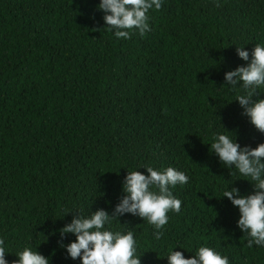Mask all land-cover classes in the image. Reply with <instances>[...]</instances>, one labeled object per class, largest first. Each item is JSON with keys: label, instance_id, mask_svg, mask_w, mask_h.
I'll return each instance as SVG.
<instances>
[{"label": "trees", "instance_id": "trees-1", "mask_svg": "<svg viewBox=\"0 0 264 264\" xmlns=\"http://www.w3.org/2000/svg\"><path fill=\"white\" fill-rule=\"evenodd\" d=\"M98 3L0 0V236L10 264L25 244L49 264H80L58 245L63 215L111 211L126 170L143 165L190 181L173 189L182 209L160 240L146 220H113L135 233L141 264L201 244L230 264H264V248L247 247L237 210L221 199L234 181L249 192L247 178L229 176L207 145L210 121L242 145L264 142L222 85L224 71L245 63L236 46L264 43V0H165L150 10L152 31L127 40L104 28Z\"/></svg>", "mask_w": 264, "mask_h": 264}, {"label": "clouds", "instance_id": "clouds-1", "mask_svg": "<svg viewBox=\"0 0 264 264\" xmlns=\"http://www.w3.org/2000/svg\"><path fill=\"white\" fill-rule=\"evenodd\" d=\"M164 3L165 0H99L95 7L103 14L104 28L116 39L127 40L134 32L144 36L152 31L150 10L160 11ZM236 54L245 63L224 71L222 85L237 93L235 101L242 109L241 115L264 134V98H261L264 94L259 92L264 89V43L256 44L251 51L245 45L236 46ZM222 126L224 131L216 129L211 121L207 125L213 129L211 143L207 144L211 154L228 170L229 176L234 172L247 178L243 181L249 183L251 190L242 192L234 186V181L223 191L221 199L226 198L237 210L236 228L246 235L247 247L264 248V142L255 147L242 145L235 131ZM189 181L185 171L172 166L143 165L133 171L126 170L121 195L111 211L97 208L88 215L78 209L65 212L63 219L69 215L71 219L59 229L58 245L68 258L79 260L80 264H141L135 233L114 230L113 220L125 215L146 220L154 228V239L160 240L169 223L168 214H179L182 209L183 200L173 194V189ZM69 237L74 239L65 243ZM186 253L191 255L186 256ZM9 254L7 237L0 236V264H10ZM14 256L16 259L11 264H49L48 257L29 244ZM165 258L167 264H230L227 255L205 244L195 247L194 251L176 245L168 250Z\"/></svg>", "mask_w": 264, "mask_h": 264}]
</instances>
